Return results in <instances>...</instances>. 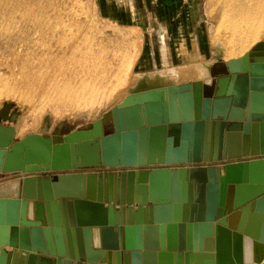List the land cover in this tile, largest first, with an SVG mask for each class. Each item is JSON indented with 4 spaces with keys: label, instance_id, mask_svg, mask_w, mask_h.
Wrapping results in <instances>:
<instances>
[{
    "label": "water",
    "instance_id": "95a60500",
    "mask_svg": "<svg viewBox=\"0 0 264 264\" xmlns=\"http://www.w3.org/2000/svg\"><path fill=\"white\" fill-rule=\"evenodd\" d=\"M223 66L134 88L61 139L14 140L4 103L0 173L23 177L0 195V264L3 246L27 264H145V226L150 264H245V236L264 246V40ZM93 168L124 170L76 172Z\"/></svg>",
    "mask_w": 264,
    "mask_h": 264
},
{
    "label": "rangeland",
    "instance_id": "374dc122",
    "mask_svg": "<svg viewBox=\"0 0 264 264\" xmlns=\"http://www.w3.org/2000/svg\"><path fill=\"white\" fill-rule=\"evenodd\" d=\"M240 4L255 10L251 22L258 38L252 44L263 41L264 0H0V109L11 103L7 115L15 118L1 123L14 127V140L28 134L61 139L109 120L111 109L135 87L148 86L139 81L150 75L193 65L199 69L191 72L198 75L195 81L208 83L209 68L226 61L225 43L238 36L232 35L235 16L229 9ZM125 52L131 53V63L116 74L113 69ZM70 90L96 102L59 96ZM111 132V123L103 127V134ZM154 167L160 166L139 169ZM22 177L2 172L0 184Z\"/></svg>",
    "mask_w": 264,
    "mask_h": 264
},
{
    "label": "bare ground",
    "instance_id": "6f19581e",
    "mask_svg": "<svg viewBox=\"0 0 264 264\" xmlns=\"http://www.w3.org/2000/svg\"><path fill=\"white\" fill-rule=\"evenodd\" d=\"M229 10L233 14V16H235L234 18H231L232 30H233L232 35H238V36L237 37H233L232 36V38H230L227 41V43H225L226 45L227 44L229 45V47H227L228 50H226V55H224V56H226V57H224V59L226 61H222V59H219L218 62L214 63L209 68V73L210 74H216L217 71L223 70L224 69V66H223L224 63H227V62H229V61H231L233 59L237 60V59L243 57L245 55V53L248 52L246 50L249 49V47L251 45H253L252 43L256 42L257 38H258V33H257L258 28L257 27L255 28L252 25V22H251V20H252V18L254 16V15L252 16V11L255 14V10L249 9V10L246 11L245 8H244V5H241V4L239 6H236V7L233 6ZM258 13H259V10L256 11V14H258ZM240 21H243L245 23L242 27L239 26L240 24H238ZM259 42H257V43H259ZM256 44H254L251 47V49ZM235 46H238L240 51H236L237 49L235 48ZM251 49H249V51ZM235 52H241V53H238V56H234L233 54H236ZM135 57H133V58H135ZM128 63L129 64L131 63V53L130 52H128V53L125 52L123 54V56L119 57V62L116 65L117 67H115L113 70L117 74L121 70L123 71V68L128 66ZM64 77H65V75H64ZM210 81H211V79H210ZM82 84L83 85H81V87L83 89V86L87 85V84L86 83H82ZM152 86H158V85L152 84V85H148V86H145V87L140 86V87H135V89H144V88H148V87H152ZM84 87L86 88V86H84ZM70 92L76 94V92L73 91V90H70ZM70 92L67 93L66 95L62 94V95H59V96H63L62 99H65V100H68V101L71 100V102L72 101H76V100H78V98H80V96H77V94L72 96V94ZM79 100L84 102V103H90V102L91 103L92 102L95 103L96 102L95 98L90 100V99H88L86 97H83V96ZM17 189H18V182L17 181H10V182L4 183V184L0 185V195H15L17 193ZM144 228H145L144 234H145V242H146V245H145V249L146 250L144 252L145 261H146L145 264H150L149 257H148V247H149V245H148V241H147V238H148V235L150 233V230L148 229L147 226H145ZM95 234H96V231H95ZM95 238L97 239V235H96ZM4 250H3L2 253H4V255H6L7 252H5L6 250L5 251ZM263 253H264V246L263 245H261V244H259L257 242H254L250 237H247V236L244 237V263L245 264H261V262L255 261V257L261 259L262 258L261 256L263 255ZM12 256H13V260H12V263H10V264H23V260H24V256H25L24 252L20 251L17 248H13V250L10 253V257H12Z\"/></svg>",
    "mask_w": 264,
    "mask_h": 264
},
{
    "label": "crops",
    "instance_id": "0c3cea01",
    "mask_svg": "<svg viewBox=\"0 0 264 264\" xmlns=\"http://www.w3.org/2000/svg\"><path fill=\"white\" fill-rule=\"evenodd\" d=\"M199 69H195L194 66L192 65L191 66V69H182V70H175L174 68H171V69H168V71L166 72V74H162V73H158L157 75H150L149 78H146L142 81H139L141 82V85H150L152 83H164V84H167L165 82H171V83H182V82H194L195 79L193 76H196L194 74H191V72L193 71H198ZM174 73V74H173ZM178 73V74H177ZM145 74V73H144ZM177 74V75H176ZM147 76V74H146ZM149 76V75H148ZM175 76H177V78L175 79ZM198 76V75H197ZM175 79V80H174ZM201 80V79H200ZM205 81V79L203 80ZM168 83V84H169ZM76 172H84V171H76ZM3 248L8 251L5 255V262L6 264H10L12 263V260H13V256L10 257V253L11 251L13 250L11 247H8V246H3ZM12 249V250H11ZM46 260H48V258H46V256H43ZM41 258H42V255H37V258H36V261H35V264H39L41 262ZM28 263V258H27V255L24 256V260H23V264H27ZM101 264H107V263H101Z\"/></svg>",
    "mask_w": 264,
    "mask_h": 264
}]
</instances>
